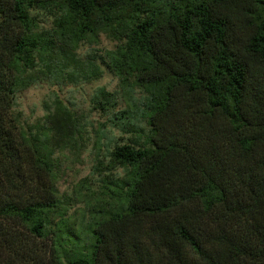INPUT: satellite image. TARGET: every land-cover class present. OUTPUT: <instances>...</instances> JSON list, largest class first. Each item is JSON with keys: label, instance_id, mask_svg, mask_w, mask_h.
I'll use <instances>...</instances> for the list:
<instances>
[{"label": "trees", "instance_id": "1", "mask_svg": "<svg viewBox=\"0 0 264 264\" xmlns=\"http://www.w3.org/2000/svg\"><path fill=\"white\" fill-rule=\"evenodd\" d=\"M99 34L113 47L79 58ZM101 66L130 102L111 111L100 90L93 108L128 137L96 133L90 175L65 195L80 120L55 93L34 125L13 106ZM5 221L48 237L53 264H264V0H0Z\"/></svg>", "mask_w": 264, "mask_h": 264}, {"label": "rangeland", "instance_id": "2", "mask_svg": "<svg viewBox=\"0 0 264 264\" xmlns=\"http://www.w3.org/2000/svg\"><path fill=\"white\" fill-rule=\"evenodd\" d=\"M113 45L112 40L99 34L96 43H81L77 49V56L85 58L92 53L98 56L102 50L112 48ZM100 69V76L91 80H86L81 75L72 78L64 76L61 80L51 77L40 80L17 93L13 106L21 125H34L40 122L44 107L55 93L80 120L81 138L77 141V149L74 152L66 150L61 153L58 163V190L65 195L71 192V187L80 178L90 175L96 152L94 146L96 133L102 137L101 142L105 137L117 138L120 141L128 137L119 126L111 125L109 113H101L93 108V100L100 90L109 91L116 96L111 111L124 109L130 102L119 86L117 78L102 66ZM134 96L137 97L136 92ZM142 116V114L136 116L137 124H143ZM101 131L104 134L100 135ZM73 216L74 220L79 222L78 212L75 211ZM49 242L48 237L43 239L33 237L18 223L5 221V227L0 229V264H53L54 258L49 249Z\"/></svg>", "mask_w": 264, "mask_h": 264}]
</instances>
